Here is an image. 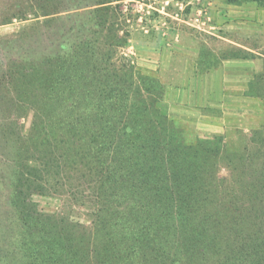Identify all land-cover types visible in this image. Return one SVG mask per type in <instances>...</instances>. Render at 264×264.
<instances>
[{
  "label": "rangeland",
  "instance_id": "1",
  "mask_svg": "<svg viewBox=\"0 0 264 264\" xmlns=\"http://www.w3.org/2000/svg\"><path fill=\"white\" fill-rule=\"evenodd\" d=\"M107 1L0 0V264H20L23 257L16 247L21 245L27 223L13 205L18 192L35 211L64 221L59 228L66 227L81 252L87 247L82 231L92 228L88 248L94 264L105 262L99 247L104 246L107 231L114 244L121 241L130 246L135 239L134 227L125 228L130 223L127 217L112 218L108 228L99 222L104 215L100 210L103 203L93 196L91 187L77 186L83 174L75 172L74 166L64 169L58 178L51 176L43 193L18 189L26 165L41 168L44 152L37 142L46 140L47 134L38 121L45 109L36 111L32 105L30 81L36 73L32 68L42 65L47 57L61 54L65 45L73 47L94 37L101 52H108L112 47L107 41H112L92 35L102 30L99 26L105 15L91 14L96 3ZM224 3L226 0H113L101 5L110 6L107 23L114 24L104 34H129L119 51L123 50L142 74L161 82L164 94L158 107L182 130L185 144L200 139L215 141L214 148L223 147L224 154L213 159L215 174L225 178L220 196L235 192L244 193L242 197L250 192L248 214L260 222L257 242L264 249V189L259 185L247 188L249 181L264 179V9L249 2L254 5L252 9L225 22L221 12ZM165 32L172 35L168 37ZM52 150L60 148L54 146ZM39 175L36 183L41 177L48 180L44 169ZM119 201L118 197L110 198L107 212L119 211ZM233 215L229 213L221 220L227 232V219ZM123 223L125 231L120 232ZM229 233L232 239L233 232ZM168 234L170 252L164 260L155 258L145 264L213 263L207 259L210 255L196 253V249H188L186 253L194 255L180 260L176 243ZM242 238H237L238 245ZM116 252L121 259L109 260L111 264L129 262L121 251ZM256 258H260L258 263L252 258L249 263L264 264V254Z\"/></svg>",
  "mask_w": 264,
  "mask_h": 264
},
{
  "label": "trees",
  "instance_id": "2",
  "mask_svg": "<svg viewBox=\"0 0 264 264\" xmlns=\"http://www.w3.org/2000/svg\"><path fill=\"white\" fill-rule=\"evenodd\" d=\"M111 2L96 3L91 11L105 15L99 26L102 30L92 35L112 41H107L112 47L108 52H101L94 37L73 47L65 45L61 54L47 57L42 65L32 68L36 72L30 81L34 89L32 105L36 111L45 109L43 119L38 121L47 134L46 140L37 142L44 152L39 162L42 169L26 165L19 191L43 193L51 176L58 178L64 169L73 166L75 172L81 171L83 177L77 186L91 187L93 196L103 203L100 210L104 215L99 222L108 228L112 218L127 217L130 223L125 228L135 229L130 246L121 241L114 244L113 236L106 232L104 246L99 247L105 260L101 264L121 259L116 251L129 261L125 264L164 260L170 252L168 231L180 260L194 255L196 249V253L210 255L207 259L212 264H250V258L258 263L256 255H263L264 249L257 242L260 222L248 214L250 192L243 198L240 195L244 193L235 192L220 196L225 178L215 174L217 164L213 159L225 150L214 148L215 141L209 140L185 144L182 130L158 107L164 94L161 82L142 74L128 55L119 51L129 34H104L114 24L107 23L110 6L101 5ZM249 2L264 8V0H226L232 5ZM56 111L61 114L57 116ZM54 146L60 150H52ZM43 169L48 180L41 177L36 183ZM256 185L264 189V179L249 181L247 188ZM21 195L18 192L13 202L27 223L21 245L16 247L23 254L20 264H94L89 258L93 252L88 248L92 228L82 231L87 247L81 252L66 227L59 228L64 221L35 211ZM113 197L121 199L117 203L120 210L114 214L107 212V201ZM229 213H234L227 219L232 239L221 221ZM119 231H125L124 223ZM238 237H243L241 245L236 243ZM188 249L194 252L186 253Z\"/></svg>",
  "mask_w": 264,
  "mask_h": 264
},
{
  "label": "crops",
  "instance_id": "3",
  "mask_svg": "<svg viewBox=\"0 0 264 264\" xmlns=\"http://www.w3.org/2000/svg\"><path fill=\"white\" fill-rule=\"evenodd\" d=\"M223 10L221 11L223 13L224 21H233L234 19L236 20L237 17H240L243 13L246 11L252 9L254 7L253 4L251 3H243L240 5H232V4H227L224 3L223 5ZM264 9V8H263ZM240 21L237 20L236 24H238ZM226 25V24H225ZM165 34H168V37L172 35L170 32H165Z\"/></svg>",
  "mask_w": 264,
  "mask_h": 264
}]
</instances>
